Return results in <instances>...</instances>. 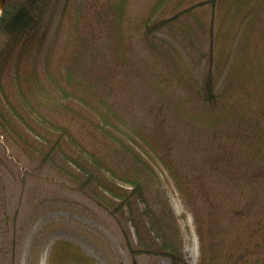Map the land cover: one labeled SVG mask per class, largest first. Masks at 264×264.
I'll return each mask as SVG.
<instances>
[{
  "label": "trees",
  "instance_id": "trees-1",
  "mask_svg": "<svg viewBox=\"0 0 264 264\" xmlns=\"http://www.w3.org/2000/svg\"><path fill=\"white\" fill-rule=\"evenodd\" d=\"M175 1L152 0L140 16L136 26L144 45L163 60L167 78L184 88L187 104L211 125L236 123L244 128L243 133L245 127L253 130L252 135L241 137L247 160L241 159L239 164L250 162L258 169L254 176L260 173L264 178V0H199L186 6H177ZM72 2L3 1L2 133L24 151L35 153L40 163L72 180L78 191L102 207L115 220L133 264L139 253L165 257L167 264L186 263L177 216L152 167L151 156L142 150L144 143L155 150L154 156L163 162L189 205L198 237L197 264H264V213L236 214L222 232H217L197 210L200 198L194 177L174 166L172 135L157 129L152 134H140L139 141L128 133L120 136L107 128L98 130L110 153L106 146L85 140L68 123L53 120L44 111L46 94L54 90L55 74L62 69L60 56L53 57L57 29ZM126 3L104 0L100 4L110 9L105 22L119 35L126 21ZM207 9L211 10L209 16ZM162 30L179 43L185 58L169 41L156 36L155 32ZM95 126L105 125L97 122ZM53 258L54 264L65 260L87 263L65 241L55 244L50 262Z\"/></svg>",
  "mask_w": 264,
  "mask_h": 264
},
{
  "label": "rangeland",
  "instance_id": "rangeland-1",
  "mask_svg": "<svg viewBox=\"0 0 264 264\" xmlns=\"http://www.w3.org/2000/svg\"><path fill=\"white\" fill-rule=\"evenodd\" d=\"M197 1L175 2L186 6ZM103 2L73 0L65 11L53 55L60 56L62 69L55 74L59 83L54 82V90L46 94L44 111L51 119L68 123L85 140L106 146L110 153L98 130L107 128L120 136L128 133L139 141L140 134L157 129L172 135L174 166L194 177L200 198L197 210L217 232L236 214L264 213V178L259 177L263 174L254 176L258 169L250 162L239 164L246 158L241 137L252 135L253 130L245 127L243 133L236 123L211 125L187 104L184 88L167 78L163 60L146 48L138 32V20L152 0H126L120 35L106 24L110 9L101 8ZM219 11H215L216 25ZM155 34L185 58L172 36L163 30ZM97 122L105 126L98 128ZM144 144L142 150L151 156L177 216L185 264H197L198 237L189 205L163 162L154 156L155 150ZM150 144L159 147L152 140ZM58 241L71 244L87 261L61 264H133L115 220L78 191L72 180L40 163L35 153L24 151L0 130V264H54L49 255ZM135 260V264L168 263L165 257L145 253L136 254Z\"/></svg>",
  "mask_w": 264,
  "mask_h": 264
},
{
  "label": "bare ground",
  "instance_id": "bare-ground-1",
  "mask_svg": "<svg viewBox=\"0 0 264 264\" xmlns=\"http://www.w3.org/2000/svg\"><path fill=\"white\" fill-rule=\"evenodd\" d=\"M1 8H2V0H0V12H1Z\"/></svg>",
  "mask_w": 264,
  "mask_h": 264
},
{
  "label": "water",
  "instance_id": "water-1",
  "mask_svg": "<svg viewBox=\"0 0 264 264\" xmlns=\"http://www.w3.org/2000/svg\"><path fill=\"white\" fill-rule=\"evenodd\" d=\"M3 1H4V0H2V4H3Z\"/></svg>",
  "mask_w": 264,
  "mask_h": 264
}]
</instances>
